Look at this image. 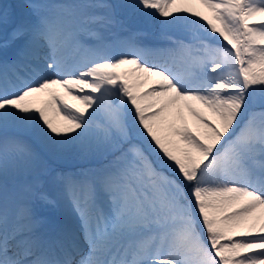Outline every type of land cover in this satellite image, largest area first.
Listing matches in <instances>:
<instances>
[{
  "label": "snow or ice",
  "instance_id": "1",
  "mask_svg": "<svg viewBox=\"0 0 264 264\" xmlns=\"http://www.w3.org/2000/svg\"><path fill=\"white\" fill-rule=\"evenodd\" d=\"M0 33V264H264V0H25Z\"/></svg>",
  "mask_w": 264,
  "mask_h": 264
},
{
  "label": "bare ground",
  "instance_id": "2",
  "mask_svg": "<svg viewBox=\"0 0 264 264\" xmlns=\"http://www.w3.org/2000/svg\"><path fill=\"white\" fill-rule=\"evenodd\" d=\"M190 7H192L194 10H198L201 11L205 14H208L207 11L205 9H203L201 6H199L198 4H191L189 5ZM147 28H137L135 27V25H133L129 19L126 20V22L124 23V27L121 28L119 27L118 31H116V33H121V32H126L124 31L127 27H129V29L134 30V31H138L142 34V38L145 44L149 45L150 47L153 48H164L167 46L168 42L165 39L166 35H172L173 31L175 29H181L185 32V26L184 25H175V26H170V27H165L162 23H155L152 21H147ZM146 31L144 33H142V31ZM115 34V33H114ZM0 36H2V33L0 34ZM151 59V58H150ZM167 59V57H157L154 61V63H164V60ZM169 64H171V61H169ZM176 71H180L179 66L177 65L175 68ZM148 85H145V87H147ZM71 102V101H70ZM74 103V102H73ZM261 112H264V110H260V112H258L257 114H260ZM185 116L187 118L188 121V125L189 127H192L193 130L195 131V127H194V123L193 120L190 116H188V114L185 112ZM56 119H59L58 117ZM192 123V124H191ZM67 158H78L74 155H68ZM69 161H64V159L60 160V162L58 163L57 167H59L61 170H68L67 173H72V172H77L81 169V166H77L74 168L68 167L70 166ZM54 163H52L53 165ZM51 165V166H52ZM79 168V169H78Z\"/></svg>",
  "mask_w": 264,
  "mask_h": 264
},
{
  "label": "rangeland",
  "instance_id": "3",
  "mask_svg": "<svg viewBox=\"0 0 264 264\" xmlns=\"http://www.w3.org/2000/svg\"><path fill=\"white\" fill-rule=\"evenodd\" d=\"M25 0H0V5H3V6H7L8 7V10L11 11L12 7L15 6V5H20L22 3H24ZM111 3H121L122 0H110ZM118 19L120 18L119 16L117 17ZM129 21L135 25V27L137 28H147V21L144 20L143 18H140V17H135V18H129ZM126 22V20H125ZM124 22V23H125ZM119 25L115 26L112 30V33H116V31L119 29ZM129 30L128 28H126L124 31H127ZM142 31V30H141ZM146 31H142V33H144ZM1 34V33H0ZM172 35L174 36H182L184 35V31L181 30V29H175L172 33ZM256 106V109L259 108V107H262L263 110H264V105L261 104L260 102V99L259 97L257 96V98L254 100L253 104L251 105L250 107V111L252 112V110H255V107ZM258 118H259V114H258ZM192 124V123H191ZM64 161H69L70 163V166L68 167H71V168H74V167H77V166H81V167H88V166H94V162H90V161H84V160H81L80 158H64ZM60 161H56L54 162V164L51 166L55 171L53 173H51V175H47L45 177H43L44 181H45V187L46 189H48L50 192L52 193H55V185L52 183V178L50 179V182H48V179L51 177V176H54L55 173L57 172H61V173H67L68 170H71V169H66V170H61L59 167H57L58 163ZM79 169V168H78Z\"/></svg>",
  "mask_w": 264,
  "mask_h": 264
}]
</instances>
